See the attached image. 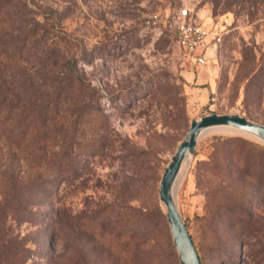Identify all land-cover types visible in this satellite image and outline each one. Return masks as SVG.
Wrapping results in <instances>:
<instances>
[{"label": "rangeland", "instance_id": "obj_1", "mask_svg": "<svg viewBox=\"0 0 264 264\" xmlns=\"http://www.w3.org/2000/svg\"><path fill=\"white\" fill-rule=\"evenodd\" d=\"M182 8L204 66L147 25ZM210 113L264 123V0H0V264H183L160 184ZM176 188L203 264H264V142L199 138Z\"/></svg>", "mask_w": 264, "mask_h": 264}, {"label": "water", "instance_id": "obj_2", "mask_svg": "<svg viewBox=\"0 0 264 264\" xmlns=\"http://www.w3.org/2000/svg\"><path fill=\"white\" fill-rule=\"evenodd\" d=\"M225 125L253 134L264 142V123L238 113H210L191 122L189 131L165 168L160 184V199L167 209V218L183 264H202L196 246L177 205L176 180L184 159L193 155L201 133L212 126Z\"/></svg>", "mask_w": 264, "mask_h": 264}, {"label": "built area", "instance_id": "obj_3", "mask_svg": "<svg viewBox=\"0 0 264 264\" xmlns=\"http://www.w3.org/2000/svg\"><path fill=\"white\" fill-rule=\"evenodd\" d=\"M147 25L154 28L161 25L170 26L180 47L200 66L208 63L209 50L222 41V34L219 31L195 20L187 8H182L172 22L163 19L158 12H154L148 16Z\"/></svg>", "mask_w": 264, "mask_h": 264}, {"label": "bare ground", "instance_id": "obj_4", "mask_svg": "<svg viewBox=\"0 0 264 264\" xmlns=\"http://www.w3.org/2000/svg\"><path fill=\"white\" fill-rule=\"evenodd\" d=\"M230 131H237V132H242V131H239V130H235L233 129L232 127L230 126H225V125H216V126H212V127H209L207 129H205L202 133H201V137L203 136H206V135H209L211 133H214V132H230ZM243 134H246L250 137H254V138H257L259 140H261L259 137L253 135V134H250V133H246V132H242ZM200 137V138H201ZM262 141V140H261ZM191 158H192V155H189L187 156L182 165H181V169L179 171V174H178V177H177V180H176V184H175V189H177V185L179 184L181 178L184 176V174L186 173L189 165H190V162H191ZM178 190V189H177Z\"/></svg>", "mask_w": 264, "mask_h": 264}, {"label": "trees", "instance_id": "obj_5", "mask_svg": "<svg viewBox=\"0 0 264 264\" xmlns=\"http://www.w3.org/2000/svg\"><path fill=\"white\" fill-rule=\"evenodd\" d=\"M186 225H187V223H186ZM187 228H188V226H187ZM190 235H191V233H190ZM191 237H192V235H191ZM192 239H193V237H192ZM193 242H194V240H193ZM199 254V253H198ZM200 257V256H199ZM201 259V258H200ZM201 263H202V260H201ZM203 264V263H202Z\"/></svg>", "mask_w": 264, "mask_h": 264}]
</instances>
